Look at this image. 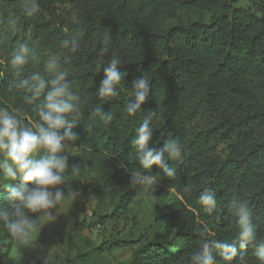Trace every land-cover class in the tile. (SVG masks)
I'll return each mask as SVG.
<instances>
[{"label":"trees","instance_id":"1","mask_svg":"<svg viewBox=\"0 0 264 264\" xmlns=\"http://www.w3.org/2000/svg\"><path fill=\"white\" fill-rule=\"evenodd\" d=\"M8 1L19 15L20 27L13 33L0 20V103L26 122L38 120L23 99L24 90L15 87L17 80L39 73L35 60H30L19 76L8 63L20 43H27L36 54L43 44L71 56L83 112L72 129L78 137L74 143L102 150L116 159L112 215L125 211L143 187L131 181L137 170L145 171L131 140L148 110H156L164 118L163 122L153 121L149 146L161 150L171 139L182 145V158L167 162L175 168L174 178L165 176L156 165L150 171L158 176V183L178 192L195 182L196 197L186 198L178 208L162 214V233L140 242L125 264H190L191 253L205 240L200 235L205 227L214 233L208 239L238 242L237 218L230 205L240 200L247 201L252 210L256 239L243 250V260L238 257L230 264H258L255 245L264 240V105L257 102L249 77H264V0L248 10L237 7L238 0H186L184 8L208 13L209 21L166 28L160 25L164 12L159 0H37L39 7L69 5L70 9L59 15L39 10L31 16L26 15L25 0ZM105 38L109 51L104 59L118 55L122 60L118 68L127 73L121 96L110 101L96 95L103 70L94 73ZM64 40L75 41L77 51L61 47ZM142 74L151 80L149 97L141 105L143 113L129 117L124 102L133 80ZM87 90L89 97L85 96ZM96 107L114 112L109 125L92 117ZM201 110H207L214 120L191 135L189 122ZM227 140L232 146L228 155L220 158L214 142ZM11 181L9 188L0 191V208L10 207V190L19 186L22 176L17 174ZM205 188L216 193L217 210L212 214L198 199ZM11 239L0 227V264L8 261ZM128 243L117 240L109 247ZM214 255L216 264H228L218 253Z\"/></svg>","mask_w":264,"mask_h":264},{"label":"clouds","instance_id":"2","mask_svg":"<svg viewBox=\"0 0 264 264\" xmlns=\"http://www.w3.org/2000/svg\"><path fill=\"white\" fill-rule=\"evenodd\" d=\"M39 10L37 0H25L26 15H34ZM9 23L13 33L19 30L16 20ZM103 44L104 47L100 49L94 66V73L103 70L104 76L96 89V95L102 101H110L121 96L122 84L127 73L119 70L118 66L122 60L118 55L113 54L107 60L104 59L105 53L109 51L108 38H105ZM61 47L74 53L78 45L75 41L64 40ZM36 59L35 49L27 43H20L14 49L8 63L13 73L19 76L25 65ZM63 59L67 63L72 57L65 56ZM60 61V55H52L47 59L45 71L49 74L48 78L40 73H32L15 83L17 89L24 90L23 99L31 106V111L38 120L26 122L21 115L9 111L7 107H0V181L15 179L17 174L22 176L19 186L10 190L8 197L10 207L0 208V227L20 244L28 242L31 234L37 229L36 219L27 215V212L46 211L49 221L54 220L55 216L50 214V210L57 208L66 196L64 191L56 186L66 182L69 170L74 176L80 173L79 165H73L69 169L68 149L78 138L72 129L83 116L81 97L73 91L72 83L68 79L69 74L61 68ZM150 89L151 80L147 75L142 74L133 80L130 95L124 102V111L129 117L143 113L141 105L148 99ZM91 115L105 126L114 118L113 111H104L100 107H96ZM163 119L161 113L148 110L135 128L131 144L137 150L140 168L145 171L137 170L131 176L133 184L153 188L158 176L151 173L152 165L162 169L168 178L176 176L175 168L169 167L167 162L182 158L181 143L175 139L167 140L161 150L149 146L155 129L153 121L163 122ZM78 195V192H71V200L76 199ZM198 199L207 213L212 214L217 210L214 190L205 188ZM230 209L237 218L238 242L208 239L214 236V233L205 227L200 231L205 240L191 253L190 264H216L214 253H218L228 264L238 257L244 259L243 250L256 239L252 210L244 200L233 201ZM254 255L258 264H264V240L256 243Z\"/></svg>","mask_w":264,"mask_h":264},{"label":"rangeland","instance_id":"3","mask_svg":"<svg viewBox=\"0 0 264 264\" xmlns=\"http://www.w3.org/2000/svg\"><path fill=\"white\" fill-rule=\"evenodd\" d=\"M164 12L160 25L166 28L173 24L186 25L194 21H209L208 13H199L182 6L186 0H159ZM258 0H238L241 9H253ZM39 9L45 14L68 12L69 5H43ZM19 15L8 0H0V20L10 26L16 20L20 27ZM52 55L61 56V68L68 72L74 92H78L79 78L75 67L64 62L65 54L56 47L40 45L35 64L45 78V62ZM3 52L0 48V64ZM250 85L256 94L257 102L264 105V77L258 74L249 77ZM89 97L90 92L85 91ZM0 107H3L0 103ZM214 117L207 110H201L189 122L191 135L210 125ZM30 122H34L31 120ZM231 141L214 142L215 153L225 158L231 148ZM69 169L80 166V173L74 176L69 170L66 182L56 187L65 193V199L50 214L55 219L49 221L46 211L27 212L36 219L37 229L25 244L9 240L8 261L6 264H125L133 250L146 239L162 233L160 216L166 211L178 208L186 198L196 197V183L192 182L184 191L178 192L160 183L151 188L142 187L127 204L126 210L116 217L112 215L115 196L112 191L117 183L113 171L117 167L114 156L102 151L91 150L73 142L68 149ZM264 175V174H263ZM11 179L0 181V191L9 188ZM71 192H78L71 200ZM117 240L130 242L120 247H109Z\"/></svg>","mask_w":264,"mask_h":264}]
</instances>
